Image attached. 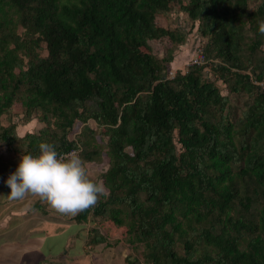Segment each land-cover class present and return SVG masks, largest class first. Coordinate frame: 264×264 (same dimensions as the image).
Masks as SVG:
<instances>
[{"label":"trees","instance_id":"16d2710c","mask_svg":"<svg viewBox=\"0 0 264 264\" xmlns=\"http://www.w3.org/2000/svg\"><path fill=\"white\" fill-rule=\"evenodd\" d=\"M175 7L204 62L171 76L188 36L156 16ZM262 28L264 0H0V143L106 164L105 192L74 219L92 222L89 244L140 250L128 264H264ZM229 93L247 98L237 115Z\"/></svg>","mask_w":264,"mask_h":264},{"label":"crops","instance_id":"0c3cea01","mask_svg":"<svg viewBox=\"0 0 264 264\" xmlns=\"http://www.w3.org/2000/svg\"><path fill=\"white\" fill-rule=\"evenodd\" d=\"M33 124H20L18 134L31 131ZM20 159L0 143V264H75L80 256L83 262L89 260L88 264L107 262L103 255L98 256L106 248L101 246L104 243H88L90 221L77 222V213H62L37 193L11 197L10 186L4 181Z\"/></svg>","mask_w":264,"mask_h":264},{"label":"clouds","instance_id":"9594fccd","mask_svg":"<svg viewBox=\"0 0 264 264\" xmlns=\"http://www.w3.org/2000/svg\"><path fill=\"white\" fill-rule=\"evenodd\" d=\"M264 31V28L261 29ZM39 152H24L4 181L14 199L37 193L62 213L75 214L94 205L105 192L102 181L92 178L75 151L60 153L54 143L42 141Z\"/></svg>","mask_w":264,"mask_h":264},{"label":"rangeland","instance_id":"374dc122","mask_svg":"<svg viewBox=\"0 0 264 264\" xmlns=\"http://www.w3.org/2000/svg\"><path fill=\"white\" fill-rule=\"evenodd\" d=\"M156 23L161 26L165 27H181L185 32H187V39L185 43L177 45L176 48L173 51V60L171 62V72L174 73L177 71V69H183L188 66V61L190 58L194 55L196 52V48L201 49V44L202 42L204 43V40H201V37L197 35L195 30L190 28L189 25V20L186 15V13L180 12L178 10V7H175L173 10H171L168 13H161L156 16ZM193 30V31H191ZM150 47L152 48V52L157 55V56H163L166 53V50L172 46L171 42L167 39V37H162L160 39L156 40H149ZM264 47V46H263ZM184 69V70H185ZM211 78H214L213 76H210ZM217 86H219L220 91L226 95L228 93L227 88L225 89L223 87V82L222 81H216L215 82ZM229 101H230V106L229 109L232 110V112L237 115L240 113L241 109L244 107V101H246V96H236L233 93H229L228 95ZM22 116V110L19 106L18 103L14 104L13 107L11 108L10 112L5 113L2 116V122L4 124H7L8 121H19ZM32 122L34 123L33 128L30 126L32 129L31 131H37L39 128L43 126L42 123H40L36 119H32L30 122L27 124H31ZM89 124L93 127L95 126V123L92 120H89ZM20 124H18L19 126ZM17 129V128H16ZM18 133V132H17ZM106 164H98V163H89L86 164V168L88 171V174L94 178L98 179L100 175V169H103ZM92 225V222L90 221V226ZM109 242L113 243L111 245H106L104 243V246L106 248L102 249L99 253L98 256H102V258L107 261L104 262V264H128L126 259L132 260L134 257H139L140 256V250L135 251L131 246L128 244L120 241L118 243H115L113 239H109ZM86 251V249H84ZM106 253H111L115 259L111 260L112 257H110V254ZM40 262L44 260L43 257L39 258ZM84 258L80 256V258L75 260V264H88L90 261L87 260L83 262ZM92 260V259H91ZM134 264H147L145 262H138Z\"/></svg>","mask_w":264,"mask_h":264},{"label":"built area","instance_id":"2783aa9c","mask_svg":"<svg viewBox=\"0 0 264 264\" xmlns=\"http://www.w3.org/2000/svg\"><path fill=\"white\" fill-rule=\"evenodd\" d=\"M204 62V57H203V53H202V49H198V47L196 48V52L194 53V55L190 58V60L188 61V65H200ZM170 75L172 76L173 73L170 72ZM75 151L77 153V151L75 149H71L67 152H63V153H71ZM62 153V154H63Z\"/></svg>","mask_w":264,"mask_h":264}]
</instances>
